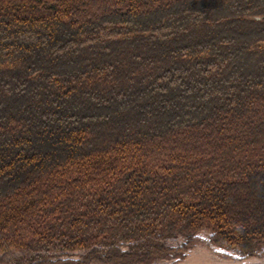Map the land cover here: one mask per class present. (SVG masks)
<instances>
[{
  "label": "trees",
  "instance_id": "obj_1",
  "mask_svg": "<svg viewBox=\"0 0 264 264\" xmlns=\"http://www.w3.org/2000/svg\"><path fill=\"white\" fill-rule=\"evenodd\" d=\"M200 231L264 254V0H0V264Z\"/></svg>",
  "mask_w": 264,
  "mask_h": 264
},
{
  "label": "rangeland",
  "instance_id": "obj_2",
  "mask_svg": "<svg viewBox=\"0 0 264 264\" xmlns=\"http://www.w3.org/2000/svg\"><path fill=\"white\" fill-rule=\"evenodd\" d=\"M193 245L190 248H187L183 252V259L181 258H173L171 260H161L158 264H185L188 259L198 260L202 257V251L209 252L216 260H219L224 263H232V264H245L247 261L255 260V261H264V254H261V257H250L245 258L240 253H237L235 250L228 249L224 246L218 245L211 241V237L209 233L205 232H196L193 235ZM168 243L178 245L183 241L182 237H175L173 239H168ZM185 242V241H184ZM264 251V249H263ZM21 253L18 251H9L0 253V260H8L9 258H16ZM253 258V259H252ZM207 259V258H206Z\"/></svg>",
  "mask_w": 264,
  "mask_h": 264
},
{
  "label": "bare ground",
  "instance_id": "obj_3",
  "mask_svg": "<svg viewBox=\"0 0 264 264\" xmlns=\"http://www.w3.org/2000/svg\"><path fill=\"white\" fill-rule=\"evenodd\" d=\"M200 232H205V231H200ZM205 233H207V232H205ZM196 234V233H195ZM194 234V235H195ZM178 237V236H177ZM179 237H181V236H179ZM183 241H184V239H183ZM182 241V242H183ZM182 242H180V243H182ZM177 246V245H176ZM190 248V247H189ZM213 256L209 253V252H207V251H202V257L200 258V259H196V260H194V259H188L187 261H186V263L185 264H232V263H224V262H221V261H219V260H216V258H212ZM207 258V259H206ZM253 259V258H252ZM158 260V259H157ZM164 260V259H163ZM156 261V260H155ZM155 264V263H154ZM245 264H264V261H260V260H258V261H255V260H251V261H247Z\"/></svg>",
  "mask_w": 264,
  "mask_h": 264
},
{
  "label": "built area",
  "instance_id": "obj_4",
  "mask_svg": "<svg viewBox=\"0 0 264 264\" xmlns=\"http://www.w3.org/2000/svg\"><path fill=\"white\" fill-rule=\"evenodd\" d=\"M166 244L168 245V246H173V247H175L176 245H174L173 243L172 244H170V243H168V241H166ZM159 261H161V260H156L154 263L155 264H158L159 263ZM168 261V260H167Z\"/></svg>",
  "mask_w": 264,
  "mask_h": 264
}]
</instances>
